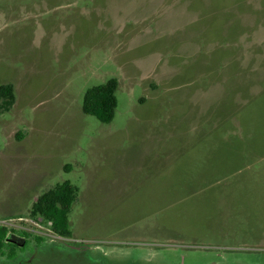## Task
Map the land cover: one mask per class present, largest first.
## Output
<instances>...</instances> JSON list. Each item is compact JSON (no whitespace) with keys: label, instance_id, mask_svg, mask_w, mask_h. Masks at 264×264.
<instances>
[{"label":"rangeland","instance_id":"1","mask_svg":"<svg viewBox=\"0 0 264 264\" xmlns=\"http://www.w3.org/2000/svg\"><path fill=\"white\" fill-rule=\"evenodd\" d=\"M8 83L0 264H264V0H0ZM65 181L70 238L30 217Z\"/></svg>","mask_w":264,"mask_h":264},{"label":"trees","instance_id":"2","mask_svg":"<svg viewBox=\"0 0 264 264\" xmlns=\"http://www.w3.org/2000/svg\"><path fill=\"white\" fill-rule=\"evenodd\" d=\"M117 80L110 79L106 83L91 87L86 90L82 112L85 115L95 117L103 124L110 123L115 114L117 105L116 92ZM15 103L14 87L12 84L0 85V115L8 112ZM77 188L69 181L57 184L37 197L30 209V217L36 221L44 220L49 223L50 231L61 238H70L68 215L72 204L76 200ZM8 231L0 226V250L8 245ZM9 255L15 254L9 251Z\"/></svg>","mask_w":264,"mask_h":264},{"label":"flooded vegetation","instance_id":"3","mask_svg":"<svg viewBox=\"0 0 264 264\" xmlns=\"http://www.w3.org/2000/svg\"><path fill=\"white\" fill-rule=\"evenodd\" d=\"M8 243H9V244H12V245H14V246H17L16 243H15L14 241H12V240H9ZM23 246H24V243L21 244V245L19 246V248H22Z\"/></svg>","mask_w":264,"mask_h":264}]
</instances>
